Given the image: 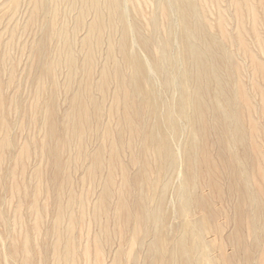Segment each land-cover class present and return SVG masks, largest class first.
Listing matches in <instances>:
<instances>
[{"label": "rangeland", "instance_id": "rangeland-1", "mask_svg": "<svg viewBox=\"0 0 264 264\" xmlns=\"http://www.w3.org/2000/svg\"><path fill=\"white\" fill-rule=\"evenodd\" d=\"M187 6L189 23L224 59L227 87L235 91L245 83L250 89L251 60L230 42L239 36L232 0H0V144L7 140L0 152V264H235L245 258L234 256L235 221L210 218L228 209L219 202L205 206L211 190L199 180L201 135L192 107L181 106L194 65L187 59L194 41L185 47ZM246 39L255 58L264 61L261 48L249 35ZM159 65H165L167 78ZM235 65L240 75L232 74ZM118 70L132 85L147 120L146 135L154 140L148 181L141 165L144 142L136 147L138 163L131 162L130 150H121L118 162L127 169L122 174L118 167L108 203L116 206L126 176L134 185L128 204H146L151 215L146 235L136 224H118L113 213L96 214L102 188L91 172L104 145L102 128L116 129L121 116L120 108L110 112L116 80L102 86L104 75ZM217 92L212 85L209 98ZM79 97L95 115L81 141L66 130ZM121 139L126 136L117 132L104 146L107 167L110 144ZM227 147L236 153L235 145ZM164 159L172 165L163 181ZM247 185L250 202L253 183ZM252 209L250 216L255 212L259 221L258 208ZM258 221L253 227L261 231L264 222ZM257 231L260 248L253 247L252 234L247 239L258 259L251 264L264 258V234Z\"/></svg>", "mask_w": 264, "mask_h": 264}, {"label": "bare ground", "instance_id": "bare-ground-1", "mask_svg": "<svg viewBox=\"0 0 264 264\" xmlns=\"http://www.w3.org/2000/svg\"><path fill=\"white\" fill-rule=\"evenodd\" d=\"M232 3L235 8L234 16L239 36L231 38L230 42L235 48L241 50L244 57L251 60L250 71L252 78L249 81L251 88L249 89L245 83L238 85L235 91L227 87L223 70L225 66L224 59L218 54L219 49L207 42L202 30L194 29L193 25L189 23L191 10L190 6H187L182 11L184 34L188 38H186L185 47L192 45L194 41L193 52L189 57L187 56V59L191 57L194 65H192L193 68L190 67L191 69L186 74L187 90L181 101V106L184 108L188 104L192 107L194 114L192 118L193 124L201 135L200 145L197 149L199 153V161L197 163L199 180L200 185L207 186L211 190L210 195L208 194V199L206 198L207 201L204 202L205 206L209 209L211 203L219 202L228 209L227 213H225V210L223 212L215 210L210 215V218L211 220H217L219 217L226 216L229 223L231 220L235 221V231L232 237L229 236L233 243L232 245L235 247L236 254L234 256L238 258L239 255H245L243 260H239V263L236 261L235 264H251L253 259V261H256L255 263H258L257 257L254 258L255 253L253 251L258 248L255 244H260L259 240L263 238L261 235L258 236L259 234H256L255 231L257 230L253 227L255 226V221H258V218L256 219L254 216L256 213L253 211L254 213L251 212L253 216H250L249 212L253 210L252 208H258L257 212L259 214L257 216L260 219L258 222L261 224L264 222V123L257 122L260 116L264 118V61L255 58L246 35L251 37V42L256 47L259 46L264 54V0H232ZM224 24L225 20L221 19L220 28L222 31ZM93 37L95 38L96 36L94 35ZM158 68L161 75L167 78L165 65H159ZM242 72V69L237 65L233 67V75L237 76ZM112 79L116 80L118 90L110 112L114 114L115 109L118 108L119 110L120 108L121 116L119 119L116 118L118 119L116 129L105 126L102 128L101 139L104 145L96 155L91 172V176L95 178L96 183L102 188V196L99 198L96 214L104 217V215L108 216V212L113 213V215L115 214V222L126 226V228H129V225L136 224L146 235L148 225L152 224L151 215L146 213V204L144 206L137 202L131 206L128 204V197L133 191L134 185L125 175H123L125 176V183L118 195L116 206L110 209L108 203V196L112 192V187L115 186V176L118 167L121 168L122 174H125L127 169L120 166L118 162L121 150L123 148L130 150L132 154L131 162L133 164L135 162L138 163L139 155L137 156L136 147L140 141L144 142L141 152V165L145 180L148 181L151 173L150 148L154 140V137L146 135L147 120L145 123L143 107L136 101L135 92L132 85L128 82L129 80L124 76L123 70H118L113 76L104 75L103 90L106 89ZM214 84L218 85V92L215 94L214 99H210V87ZM167 87L169 88L168 81ZM251 89L255 92V95L251 93ZM257 101L260 102V107L259 109H254L253 105ZM72 108L66 130L72 137L81 141L87 135L95 115H92L91 108L85 105L80 97L73 100ZM246 124H248V130L245 129ZM51 128L52 131L55 129L52 125ZM117 132H120L121 136H126V139L124 141L123 139L120 141L115 140L113 144H110V162H108L107 167V163L104 161L106 152L104 146ZM229 145L237 147L236 153L229 151L227 147ZM6 146L7 140L3 139L0 144V152H3ZM54 154L55 152H52V150L49 152L50 156ZM165 161L161 167V173L164 175L162 180L172 165L171 159H168V161L166 159ZM247 183L249 185L253 183V187H250L254 190V195L252 191L250 192L252 195L250 199L254 196L253 201L250 200L253 203H250L248 199L249 189ZM109 221H113V218H109ZM258 222L257 224H259ZM257 224L256 226L258 227ZM253 228L255 233H251ZM263 229L261 230L262 232L258 230L262 233V236L264 234ZM258 231L257 233H259ZM249 234L255 237L256 242V236L258 238L261 237L257 243H253V247H256V249L253 248L252 250L248 243L249 240L247 242L248 237L251 236ZM260 246L261 244L259 248ZM258 253L256 255H259ZM262 254L264 255V253ZM261 264H264V258L261 259Z\"/></svg>", "mask_w": 264, "mask_h": 264}]
</instances>
